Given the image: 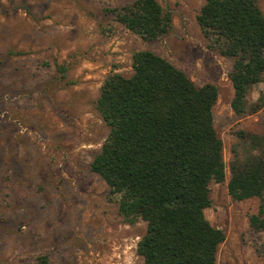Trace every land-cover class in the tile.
I'll list each match as a JSON object with an SVG mask.
<instances>
[{
  "label": "rangeland",
  "instance_id": "374dc122",
  "mask_svg": "<svg viewBox=\"0 0 264 264\" xmlns=\"http://www.w3.org/2000/svg\"><path fill=\"white\" fill-rule=\"evenodd\" d=\"M170 13L168 33L144 42L107 10L132 0H0V264H143L145 231L126 223L117 197L89 169L108 128L95 108L111 74L131 75V55L148 50L199 87H216L213 128L222 144L224 180L208 185L207 222L222 231L215 264H264V231L249 226L257 198L232 200L228 164L243 152L238 132L261 133L264 115L230 109L232 59L202 36L203 0H155ZM264 15V0H257ZM264 81L246 95L252 108Z\"/></svg>",
  "mask_w": 264,
  "mask_h": 264
},
{
  "label": "trees",
  "instance_id": "16d2710c",
  "mask_svg": "<svg viewBox=\"0 0 264 264\" xmlns=\"http://www.w3.org/2000/svg\"><path fill=\"white\" fill-rule=\"evenodd\" d=\"M117 23L144 42L168 33L171 18L155 0H132L107 10ZM196 24L211 49L232 59L230 109L249 107L248 90L264 81V15L257 0H203ZM131 75L107 76L95 108L108 133L89 163L117 197L126 223L140 219L145 231L136 244L143 264H215L224 235L203 216L210 204L208 185L224 180L222 144L211 108L217 90L195 86L185 73L148 50L131 55ZM243 152L228 164L226 192L232 200L257 198L249 226L264 231V130L238 132ZM34 264H50L46 254Z\"/></svg>",
  "mask_w": 264,
  "mask_h": 264
}]
</instances>
